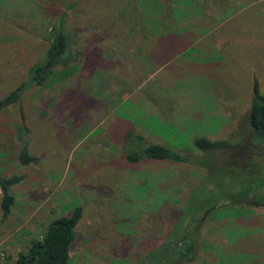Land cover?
Instances as JSON below:
<instances>
[{
  "label": "rangeland",
  "instance_id": "rangeland-1",
  "mask_svg": "<svg viewBox=\"0 0 264 264\" xmlns=\"http://www.w3.org/2000/svg\"><path fill=\"white\" fill-rule=\"evenodd\" d=\"M71 1L0 0V98L42 57L53 27L62 26L70 37L68 53L74 52L69 66H57L42 86L28 85L0 109V175L22 177L9 188L14 202L5 219L0 211V263L13 264L51 218L76 206L81 217L67 264H155L158 249L185 230L199 249L209 241L218 246L233 239L236 247L246 248L241 236L262 235V243L227 252L219 264L264 257V216H253L250 225L242 218L211 220V235L196 232L198 220L209 214L208 204L241 196L264 203V169L255 175L248 171L245 180L240 153L250 133L253 79L264 92V0H218L227 13L220 29L227 43L211 58L197 54L200 49L188 36L185 56L200 58L183 74L177 64L163 65L170 61L166 42L174 46L177 38L170 33L152 40V29L161 27L152 22V0H77L68 7ZM159 1L167 5L165 25L193 32L188 16L202 0ZM207 1L202 10L209 12ZM147 76L152 86L147 81L138 90L137 82ZM151 88L167 109L163 116L151 106L152 97L141 93L147 89L151 95ZM195 137L239 145L204 152L194 146ZM151 143L186 154L187 160L128 161L129 153ZM23 148L33 159L22 165L17 159Z\"/></svg>",
  "mask_w": 264,
  "mask_h": 264
},
{
  "label": "trees",
  "instance_id": "trees-1",
  "mask_svg": "<svg viewBox=\"0 0 264 264\" xmlns=\"http://www.w3.org/2000/svg\"><path fill=\"white\" fill-rule=\"evenodd\" d=\"M76 1L77 0H72L67 3V6H75ZM166 9L167 5L165 1L152 0V22H157L158 26L160 23L161 26L156 29L158 34L167 29L165 22L162 20V18H165ZM152 30L155 31V29ZM69 38L70 37L66 35L61 25L52 28L48 36H46L48 46L42 57L28 68L27 76L23 81L0 98V109L15 102L18 99L19 93L28 85L42 86L47 77H50L54 73L57 66H65L68 64L69 56L74 55V52L68 53ZM246 125L250 129V133L246 136L248 142H244L246 145L242 147V151L240 152L243 153L242 163L246 168V171L243 173L245 180L249 178L248 171L253 173L256 172L255 170L264 169V92L259 91L255 79L252 80L251 99L247 111ZM135 136L136 140L141 139L139 135ZM193 144L199 151L204 152H211L219 147L230 148L232 145H239L231 144L228 141L208 139L206 137H195L193 139ZM185 155L186 154H182L176 150H171L164 144L151 143L144 145L136 152L129 153L127 159L131 162H136L142 158L182 162L187 160ZM259 158H262V163ZM32 159L33 157L29 156L25 148H23L20 150L17 160L23 165ZM253 175L255 174L253 173ZM260 177L257 176V178ZM21 178L20 175H10L8 177L0 175V211L2 219L6 218L14 202L13 195L9 191V188ZM247 190L248 189H246V193H248ZM225 192H227L229 196L231 195L229 190ZM232 197L235 198L236 196ZM233 201L234 202L222 204H208V209L210 210L209 214L204 220H198L200 229L196 231L197 235L206 238L212 234V225L209 224L211 220L228 218L232 219V222L238 223V220L242 218L246 220L245 225H250L253 216H264V203L244 196L235 198ZM247 204L251 205L249 206ZM252 205L259 208L261 212L256 214L253 209L249 210ZM80 217L81 209L76 206L67 215H58L51 218L47 222L42 233L39 236L32 237L27 247L23 251L16 253L13 264H67L69 246L75 237L74 226ZM258 229L259 232H257V235H261L262 233L260 231L262 229ZM254 232L256 231L249 230L248 234L251 235ZM189 234L190 231L185 230L182 235L173 239L171 245L165 246L166 249L160 250L157 248L159 250L156 253L158 260H156L157 262H155V264L159 262H163L164 264H219L223 261L222 255L225 253L227 254V252L231 251L238 253V250H247V247L252 243L255 245L257 243H262V241H259L262 240V235L257 240L241 236L240 238L242 240L239 241L244 243L246 248L236 247V241L233 239L234 241L232 240L229 243L226 242L220 245L217 244L218 246H214V244H211L209 241L207 245H205L206 248L201 247V249H199L196 248V245L194 246L195 239L194 237L190 238ZM218 234L221 233L218 232ZM217 247L219 248L217 249ZM252 260H254V264H264V257L251 258L248 263ZM238 264L246 263H244L242 259Z\"/></svg>",
  "mask_w": 264,
  "mask_h": 264
},
{
  "label": "crops",
  "instance_id": "crops-1",
  "mask_svg": "<svg viewBox=\"0 0 264 264\" xmlns=\"http://www.w3.org/2000/svg\"><path fill=\"white\" fill-rule=\"evenodd\" d=\"M207 2L212 3L211 11L207 12L208 9L202 10V6L203 5L207 6V4H208V3H206V0H204V1L202 0V2H201V3H203L202 6L199 7V9L193 10L192 14L190 13L191 16H188V18H190L193 21V26H194L193 32L187 33L184 30L179 32V31H176L177 28L175 29V28H171V27L167 26L168 24H166L167 29L163 32L159 31V32H161L159 34H158V31H156V29H155V31L152 30V40H154V39L156 40L157 38H160V37L166 39V38L170 37V33L172 34V37L177 38L176 39L177 43L174 46L170 47V44L166 42V47H169L168 50L166 51V53H167V55L170 54V61H169V59L166 60L163 65H165V66H177L178 65V66H180V68L177 66L176 70L177 71L181 70V72L183 74V72L185 71V68L187 66H192L191 64H193L195 61L199 60V58H200L199 56H195L192 58L191 57L188 58L185 56L186 54H188V50H189L188 36L190 37V42H193L192 44H196L195 45L196 48L200 49L199 52H197V54H201V55L204 53H209L208 55L210 57H211L210 54H212V57H214V55L216 54L217 48H221L222 46L226 45L227 40H226L225 34H223L220 29L222 26V22L225 21V19H223V18L227 15V13H224V15L222 14L221 5L219 4L218 0L216 1V3L214 2V0L213 1L210 0ZM175 7H178V9H182L179 6H175ZM192 7H193V3H192ZM200 12H202V14H200ZM174 19L175 18L173 17L172 20H174ZM150 36H151V34H150ZM173 39H175V38H173ZM201 41H203V42L199 45V43ZM154 51L155 50L152 47V52H151L152 57H153ZM261 54H263V53H261ZM208 55H206L207 59L211 60L210 58H208ZM148 59L150 62L151 61L153 62L152 65H156L154 58H151L149 56ZM212 61H214V60L212 59ZM249 61L250 60L246 59L244 62L238 63L237 66H243V63L246 62V64H247ZM208 62H210V61H208ZM202 63L197 62L196 65L201 66ZM212 63H214V62H212ZM174 64H177V65H174ZM203 65L208 66L207 62H205ZM140 66H142V65H140ZM159 66H162V65H159ZM153 67L154 66H152V68ZM154 70H157L156 66L151 71L154 72ZM198 73L201 74L200 71ZM208 73H209V71H208ZM205 74H207V73H205ZM208 75H210V74H208ZM147 81H149V84H148L149 87L152 86L151 77L147 76V77H144L137 82L138 87L140 88L138 90H141V89L143 90ZM134 90H137V89H134ZM144 91H146V92H144ZM144 91L143 92L141 91V93L145 94L144 96H146V97H152V98H150L151 106L157 112H160L161 115L163 116L164 111H167V109L164 110V106L161 108L160 103L156 101L159 96L155 97L152 95V88H151V95H149L150 90L145 89ZM161 91H162L161 87L156 86L155 92L160 94ZM164 104H166V102Z\"/></svg>",
  "mask_w": 264,
  "mask_h": 264
},
{
  "label": "water",
  "instance_id": "water-1",
  "mask_svg": "<svg viewBox=\"0 0 264 264\" xmlns=\"http://www.w3.org/2000/svg\"><path fill=\"white\" fill-rule=\"evenodd\" d=\"M206 214V212L201 216V218L199 219V221H201L204 217V215Z\"/></svg>",
  "mask_w": 264,
  "mask_h": 264
}]
</instances>
